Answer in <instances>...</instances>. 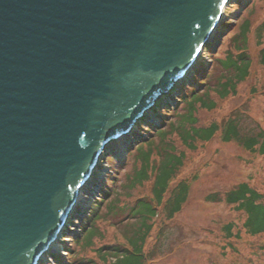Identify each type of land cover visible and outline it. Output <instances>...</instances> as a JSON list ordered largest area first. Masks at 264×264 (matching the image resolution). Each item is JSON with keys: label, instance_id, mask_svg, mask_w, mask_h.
<instances>
[{"label": "water", "instance_id": "water-1", "mask_svg": "<svg viewBox=\"0 0 264 264\" xmlns=\"http://www.w3.org/2000/svg\"><path fill=\"white\" fill-rule=\"evenodd\" d=\"M226 1L0 0V264L52 250L101 153L194 68Z\"/></svg>", "mask_w": 264, "mask_h": 264}, {"label": "rangeland", "instance_id": "rangeland-1", "mask_svg": "<svg viewBox=\"0 0 264 264\" xmlns=\"http://www.w3.org/2000/svg\"><path fill=\"white\" fill-rule=\"evenodd\" d=\"M246 18L250 19L252 27L261 24L264 20V0L225 2L217 30L187 77L163 93L154 102L152 109L125 135L122 153L117 149L116 141L111 143L109 150L101 153L100 166L94 170L86 189L80 191L81 194L79 192L78 206L67 217L66 226L55 242V249L52 247L50 252H44L39 264H57L52 253L59 254L64 261L68 259V249L75 247L73 238H81L82 227L92 210L91 205L101 195L106 182H109L107 185L111 186L112 183L115 186L114 190L118 193L117 206H132L139 198L151 195V181L137 185L134 189L127 188V177L134 173L135 165H139L138 162L134 163L133 156H128L129 152L134 150L138 139L151 137L146 131L150 123L159 125L170 119L163 117L161 111L166 108L165 104H171L168 108H172L178 103L182 89L188 90L199 84L201 79H207L209 84L218 83L223 70L216 67L212 59L225 57L226 51L232 47L231 38L237 32L239 23ZM255 34L251 30L249 35L253 55L259 50L256 43L259 35L255 37ZM261 39L264 44V31ZM253 68L250 77L237 86L235 95L222 100L215 93L211 94L217 101V107L210 111L199 109L195 115L199 120L198 125L206 126L213 122L222 124L229 116L233 117V112L235 117L237 112H241V116H244L241 124L244 131H248L251 126L259 128V124L264 127V67L254 64ZM178 104V108L183 105ZM171 140L177 154L185 155L177 180L197 177L191 183L189 199L183 211L171 221L164 220V215L159 213L152 222L153 229L146 248L149 253L152 252L153 257L158 258L155 264H264V234L250 237L241 228L244 218L233 207L223 201L208 199L215 193L223 197L225 192L242 181L249 182L264 193V156L250 154L236 142L222 141L220 131L207 144L196 142L195 147L184 144L177 133ZM106 210L104 205L100 214L107 220L97 221L100 235L94 239V247L86 250L80 247L81 257L95 258L97 248L120 242L122 225H117V221L125 220V213L117 217L108 215ZM228 222L236 224L234 232L241 230L239 239H231L234 250L228 247L230 240L226 239L222 231Z\"/></svg>", "mask_w": 264, "mask_h": 264}, {"label": "trees", "instance_id": "trees-1", "mask_svg": "<svg viewBox=\"0 0 264 264\" xmlns=\"http://www.w3.org/2000/svg\"><path fill=\"white\" fill-rule=\"evenodd\" d=\"M252 28V29H251ZM252 32L259 35L257 48L254 55L250 51V38ZM264 31V20L258 26H253L250 19H244L239 23V28L231 38L230 47L224 58H213L216 67L223 70L217 84H209L207 79L199 84L182 89L178 103L172 108L171 104H165L166 108L161 111L163 117L170 119L160 122L159 125L150 123L146 131L151 137L138 139L136 146L128 156H133L135 165L134 173L127 177L128 189H134L137 185L151 181V195L139 198L135 205L117 206L118 193L114 185L106 182L97 201L92 203L91 211L82 227L81 238H73L75 247L68 249V259L64 261L62 256L52 253L57 264H155L158 258L152 256L146 248L148 238L153 229L152 222L160 214L164 220L171 221L179 215L188 202L191 183L197 176L188 180H177L178 172L184 165L185 155L177 154L172 144V136L177 133L184 144L195 147L196 142L207 144L220 131L224 142H236L244 151L258 156H264V127L259 124L251 126L248 131L242 128L241 112H237L222 124L210 123L206 126L198 125V117L195 116L199 109L214 110L217 101L211 96L215 93L220 99H226L237 93V86L245 82L254 72V64L264 67V44L260 36ZM196 78V77H195ZM209 84V86H208ZM203 86V87H202ZM158 141V145L156 142ZM157 157V158H156ZM138 167V168H137ZM109 179H107L108 181ZM213 201H223L231 206L244 218L241 228L250 237L264 234V193L253 187L249 182L242 181L225 192L223 197L219 194L209 196ZM107 207L108 215L119 216L124 214V219L118 220L117 225H122L120 242L104 244L95 250V258L81 257L82 250L93 248L94 239L100 235L99 222L107 220L101 215L103 206ZM112 221V219H110ZM98 221V223H97ZM116 225V224H115ZM116 225V226H117ZM233 222H228L222 228L225 232L228 247L234 250L232 238H240V229ZM159 229V228H157ZM234 232V233H233ZM264 247V245H263ZM79 248V249H77ZM74 249V250H73ZM152 262V263H151ZM243 264V263H231Z\"/></svg>", "mask_w": 264, "mask_h": 264}, {"label": "bare ground", "instance_id": "bare-ground-1", "mask_svg": "<svg viewBox=\"0 0 264 264\" xmlns=\"http://www.w3.org/2000/svg\"><path fill=\"white\" fill-rule=\"evenodd\" d=\"M222 15H223V12H222V14H220V18H219V20L221 19V17H222ZM213 34V33H212ZM211 34V35H212ZM212 37V36H211ZM189 72V71H188ZM188 72H185L184 74H183V76L180 78L181 80H184L186 77H187V75H188ZM146 113H148V111H146ZM151 116H153V115H151ZM125 138V136H121V137H119V138H117V140H116V142H117V149L118 150H120V152L122 153L123 152V148H124V145H123V139ZM100 157H99V161H100ZM98 174H100V173H98ZM90 179V178H89ZM88 179V180H89ZM92 179V178H91ZM82 189V188H81ZM80 189V190H81ZM84 190V189H83ZM81 192H82V190H81ZM81 192H80V194H81ZM80 197V196H79ZM80 199H78V201H79ZM78 206V205H77ZM56 243L55 242H53L52 244H51V246L53 247V249H55V247L56 246H54Z\"/></svg>", "mask_w": 264, "mask_h": 264}]
</instances>
